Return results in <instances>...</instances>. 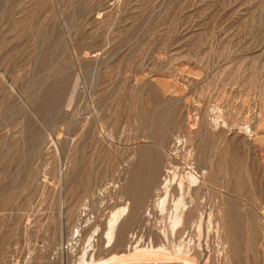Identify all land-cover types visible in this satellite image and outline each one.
<instances>
[{
    "label": "rangeland",
    "instance_id": "obj_1",
    "mask_svg": "<svg viewBox=\"0 0 264 264\" xmlns=\"http://www.w3.org/2000/svg\"><path fill=\"white\" fill-rule=\"evenodd\" d=\"M165 166L204 175L196 264H264V0H0V264H75L96 228V259L159 244Z\"/></svg>",
    "mask_w": 264,
    "mask_h": 264
},
{
    "label": "bare ground",
    "instance_id": "obj_2",
    "mask_svg": "<svg viewBox=\"0 0 264 264\" xmlns=\"http://www.w3.org/2000/svg\"><path fill=\"white\" fill-rule=\"evenodd\" d=\"M167 165L171 164L168 163ZM166 166L160 184L154 190L151 200L150 210L154 212V216L149 209L146 210V217L148 216L150 221L152 218L154 219L152 226L157 227L161 242L155 245L151 241L143 242L140 239L131 245L128 252L115 253L106 256L107 258L104 259L101 257V259H96L93 253L94 237L97 234L96 228L85 238L75 264H196L188 255V246H185L182 241H176L175 236L184 225L185 215L191 211L187 198H190L191 192L206 185L204 175H198L190 168L185 177H181L171 168L168 167L167 169ZM127 213V205L117 206L108 213L101 235L102 246L105 250L112 247L117 228ZM190 226L194 229L195 236L199 237L203 229L207 234L213 230L214 234L218 236L219 230L217 231L213 227L210 212L205 217L203 213L198 212L195 221ZM74 233L77 235V231ZM224 243L220 244L221 247L219 246L217 254L223 253V246L226 245Z\"/></svg>",
    "mask_w": 264,
    "mask_h": 264
}]
</instances>
